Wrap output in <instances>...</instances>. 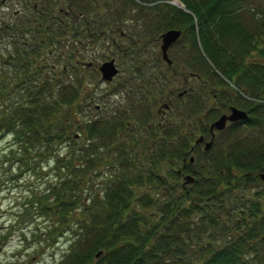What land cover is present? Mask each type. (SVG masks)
<instances>
[{"label":"trees","instance_id":"trees-1","mask_svg":"<svg viewBox=\"0 0 264 264\" xmlns=\"http://www.w3.org/2000/svg\"><path fill=\"white\" fill-rule=\"evenodd\" d=\"M57 1L21 0L26 12L19 16L16 12L19 19L3 23L0 28V34L9 38L0 52V137L11 135L0 154V165L8 179L19 173L23 176L18 180L25 178V172H37V167L49 172L42 180L43 190L29 196L48 219L46 228H42L46 238L53 241L68 233L67 250L52 264H264L262 193L259 189L244 192L258 178V171L264 170V128L260 126L253 132V145L249 142L237 147L241 138L237 136L227 139L226 152H215L210 159L208 155L217 144L204 155L197 151L190 161L188 125L170 119L155 121L157 114L150 108L148 95L154 90V95L158 94L164 87L159 82L162 76H153L155 81H150L133 65L129 77H123L111 89H123L131 95L125 97L121 108L81 121L77 112L91 108L86 99L88 87L83 86V77L77 73L71 79L73 83L65 80H70L67 71L73 63L78 69L90 68L73 51L67 55L68 61L62 60L60 70L51 58L56 57L59 45L71 44L63 37L65 34L78 37L80 42H91L90 7L74 10L69 2L73 12L63 11L55 8ZM125 2L139 4L138 0ZM183 2L192 13L179 9L178 16L185 15L180 17V24L188 22L193 41L205 52L203 61L210 68L205 73H213L216 67L237 84L251 87L255 81L248 78L249 69L240 67L232 56L224 58V54H230L218 45L221 33L232 34V29H237L227 9L233 0ZM125 12L131 11L121 14ZM109 14L113 11L104 14V20H95V24H101L96 27L104 26L106 21L109 25ZM164 18L173 22L179 19L175 14ZM16 30L36 38H30L31 43L18 41ZM242 32L237 30L235 34L239 37ZM237 42L246 46V41ZM43 44L50 60L36 66ZM108 48L111 56L123 52L118 42L109 43ZM27 57L28 64L24 62ZM72 59L75 62L70 63ZM26 66L33 68L27 70ZM257 68L259 81L255 84L264 87V59ZM64 75L67 78L63 80ZM81 92V103L76 105ZM90 97L98 96L90 93ZM139 105L144 108L137 117ZM260 112L264 116L263 108ZM233 146L237 152L232 151ZM239 169L242 172H236ZM186 174L193 175V181L187 182ZM94 175H102V189L94 188Z\"/></svg>","mask_w":264,"mask_h":264},{"label":"rangeland","instance_id":"rangeland-1","mask_svg":"<svg viewBox=\"0 0 264 264\" xmlns=\"http://www.w3.org/2000/svg\"><path fill=\"white\" fill-rule=\"evenodd\" d=\"M5 2L0 3V20L1 24H6L12 22L13 19L17 20L19 19V15L26 12L23 11V5L21 0H4ZM43 1V0H42ZM170 3H175L174 0H167ZM177 2V1H176ZM41 3V0H40ZM108 2L106 0H71L70 5L72 4L73 9H85L87 6L90 9H87L88 14L90 15L91 23H88V27L90 28H101V29H108L106 27L107 21L104 23V26L96 27L101 24H94L95 20H104L103 17L106 18L104 14H108L107 9H103V6L107 4ZM109 3L112 5H116L117 7H120V5H123V0H110ZM115 3V4H113ZM179 5L184 6L183 0H178L177 2ZM125 4H130L125 2ZM29 5V4H28ZM56 9L62 8V10L69 9L71 12H73V9H70L68 6V0H62L57 1L55 4ZM110 5V4H109ZM30 6V5H29ZM230 11V16L232 17L231 20L233 22H237L236 26L237 29H232V34L227 33H221L223 36L221 37V41L218 43L219 47L222 49L225 47L226 53L230 55L224 54V58L226 56H232L233 61L237 64H239L240 67L248 68L249 69V77L250 79H253L254 84L259 81V78L255 74H259V68H257V64L259 62H263L264 59V0H233L232 3L229 4V7L227 8ZM128 11V9H127ZM129 13L125 12L124 14H121L122 11H113V14H109V22L119 23V27L123 29L126 32V35L124 37L119 36L120 33H107V30L105 31V35H107L108 39L107 41L115 37L118 41V43L121 45V49L123 47H127L126 52H132L133 51V45L135 44V39L137 37H142V35H150L149 32V22L150 20L144 17H150V12L141 11V13H138L135 9H129ZM164 11L166 9L164 8ZM16 12H18V16L16 15ZM115 12V13H114ZM173 14L178 18L177 14L172 11ZM13 15H15L13 17ZM228 16V14H226ZM24 17V16H23ZM114 18L116 20H114ZM73 19H71L72 21ZM163 20V21H162ZM182 20L179 16V19L175 20V22H179ZM196 20V19H195ZM172 22L170 19L163 18L160 22H162V28H165V23ZM197 21V20H196ZM251 22H254V25H251ZM14 23V22H12ZM197 28V23L195 24ZM261 26V27H260ZM237 30H243L239 37L236 36L235 32ZM17 34L15 39L18 41H24L31 43L30 38H36L31 34L29 35V32H22L16 30ZM23 33V34H20ZM259 33L263 34V37L259 36ZM22 35L23 37L19 36ZM250 35V37H249ZM7 36L0 34V52L4 48L5 45L8 43L9 38ZM64 38H68V42L71 43L68 47L64 46V44L59 45V47L55 51V56L51 60L56 61L57 63V69L60 70V68L63 67L62 60L68 61L67 55L71 51H73L74 56H78L80 60L87 61L89 58L98 65L102 60L105 58H108V56H111V51L108 46L103 49L100 45V39L94 40V42H89L86 39H82V42H80V39L76 36H72L71 34H65L63 35ZM184 37V36H183ZM183 37L181 40H183ZM100 38V37H99ZM38 39V38H37ZM246 41V46H240V43L237 41ZM76 40H79L77 42ZM134 41V43H133ZM200 41V39H199ZM194 50L196 52H200V48L196 45ZM109 43V42H108ZM222 43V44H221ZM11 50L14 51V45L11 42ZM74 45V46H72ZM72 46V48H71ZM76 47H77V53H76ZM215 45L213 46V49H215ZM71 48V50L69 49ZM249 48V49H247ZM136 49V46H135ZM45 50H47V47L40 46L37 56L36 66H42L44 62H49V55L45 53ZM94 50V52H92ZM5 51V50H4ZM30 53H33L34 49L29 50ZM117 51V50H116ZM142 49L137 50L136 52H141ZM6 53V52H5ZM45 53V54H44ZM59 56H58V55ZM119 56L118 60L121 63V66L117 64L120 67L119 72L113 77L112 80H103L100 75V71L97 69H86L84 66H78L75 68V65L73 62V59L70 61V63H73V68L70 65V68L68 69L67 73L70 77V80H65L66 83H73L72 80L75 77V74L77 73L79 76L83 77L82 84L83 86L88 87L86 89V95L88 99V102H91V108L81 110L82 112L78 111L77 114L80 116L81 121H84L86 118H91L93 116L97 115H105L106 113H110L114 108L120 107L125 102V97L129 93L121 90H114L112 91L114 87H117L120 81L123 79V77L126 79V76L130 74V68L131 65L139 66L140 64L144 62L145 57L140 58H133L128 59L123 56V52H118ZM130 54V53H129ZM1 55V54H0ZM43 58L45 60H43ZM30 58L27 57L24 59V62L26 64L29 63ZM75 60V57H74ZM117 61V60H116ZM143 61V62H142ZM198 60L191 56H188V59L185 61L182 60H176L174 61V67L176 69L175 74L170 75L166 72V68H164V76L161 77L159 82H163L164 87L161 88L163 90L162 93L166 91L173 90V93L171 94V97L174 98V104L170 110L166 112V115L161 116L157 114L154 119L155 121H163L166 117H169L171 120H174L176 122H183L185 125L189 124L191 131V142H193L194 138L199 134V130L201 128V123L197 121V115L202 116V110L197 107V105L191 100V94H184V95H178V92L182 90L184 87H187V85L191 84L193 87H197V85H201V82L195 78H193L192 75L188 74L190 71H196L204 73V78L206 79V82L213 83V81L216 83L217 80L215 78L216 74L215 72L208 75L207 70H210V68L207 66V63L203 61L204 65L198 66L199 69L196 67ZM254 62V63H252ZM118 63V62H117ZM34 66V67H36ZM234 67V66H232ZM30 68L33 67H27V70H31ZM152 68V67H150ZM78 69V71H76ZM160 69V68H159ZM158 69V70H159ZM253 70V71H252ZM212 71V70H211ZM213 72V71H212ZM209 73V72H208ZM217 73V72H216ZM154 74V72H153ZM158 76L159 74H154ZM173 76V77H171ZM236 75L234 76V78ZM61 78L66 79L67 76H61ZM72 79V80H71ZM64 81V82H65ZM126 81V80H125ZM128 81V80H127ZM212 86H216L212 84ZM84 91V90H83ZM155 91V90H154ZM153 91V93H154ZM116 94H113L115 93ZM90 93L96 94L97 98L90 97ZM174 94V95H173ZM83 92H81L78 97L75 99L74 104H80L81 98L83 97ZM80 96V97H79ZM206 97H209V94L206 95ZM90 98L92 101H90ZM208 98V100H209ZM84 102H87L86 100ZM99 102V103H98ZM161 100H157L156 102H153L150 105V108L155 110L158 105L161 103ZM95 104L93 107L92 105ZM97 104H99L100 108H97ZM211 105V99L207 102V106L209 107ZM121 108V107H120ZM141 108V109H140ZM143 106L139 105L138 109L143 110ZM207 108V107H205ZM97 109L99 111H97ZM180 113V114H179ZM213 114V113H212ZM204 117V116H203ZM197 122H196V121ZM195 121V122H193ZM204 121V120H203ZM192 122V123H190ZM137 129L140 130L141 123L138 122V125L136 126ZM77 132L81 133L82 135V129L78 127ZM248 128L246 125L241 126L237 129H227V132L224 133L222 136V143L223 145L228 142L227 139H233L237 136H241V138L237 141V147L245 146V144H249V142L253 145V139H247L250 132H248ZM140 134V133H138ZM10 134L4 135L0 137V154L4 149L6 148V144H9L10 142ZM244 136V137H243ZM206 139H208L209 135L205 136ZM221 140V139H220ZM140 142V141H138ZM230 143V142H229ZM141 145V144H139ZM236 144H234L235 146ZM202 146V145H200ZM199 146V148H200ZM233 146V147H234ZM232 147V148H233ZM231 148V149H232ZM233 152H237L238 150L234 147ZM1 157V156H0ZM5 166V164L3 165ZM3 167L0 165V181H2L0 185V264H52L56 261H58L62 255L67 250L68 246V233H63L62 235L57 237L52 241L51 238H46L44 236L42 228L45 227V223L48 222V219L46 216H42L38 209H36V205H34V201L32 197L29 196V193H32L34 191V194H36L37 191L43 190L44 182L42 181L44 178H46L49 175V172L47 173L45 168L41 169L37 167L36 171H27L24 175L25 178L19 179L23 176L19 173L18 176L10 177L9 179L5 177V174L3 173ZM104 170H107V166L102 167ZM8 175H11L10 169H7ZM108 172V171H107ZM102 173L103 175H106V173ZM236 172L240 173L242 172L240 169L236 170ZM13 173V171H12ZM32 173V174H31ZM30 174V175H29ZM17 180V181H14ZM92 180L94 183V188L102 189V186H104L102 180V175H94ZM182 179H180L181 182ZM257 180V179H256ZM260 180V179H259ZM261 184H263L262 180L259 181ZM260 184V185H261ZM31 186V187H30ZM30 187V188H28ZM147 188V187H146ZM238 188H236V191ZM260 191L262 195H260V198L262 199L261 202L264 203V188L258 186H247L244 188L245 193H253L255 190ZM29 199L32 203L29 202ZM35 229V233H31L32 230ZM214 245H217V242L214 243Z\"/></svg>","mask_w":264,"mask_h":264},{"label":"flooded vegetation","instance_id":"flooded-vegetation-1","mask_svg":"<svg viewBox=\"0 0 264 264\" xmlns=\"http://www.w3.org/2000/svg\"><path fill=\"white\" fill-rule=\"evenodd\" d=\"M106 1L108 3L103 6V9H107L110 11H126L127 9L128 10L135 9L137 11H146V12L151 13L150 14L151 18L149 22V32H148L150 33V35H142V37H137L134 40L135 44L133 45L132 52L130 51L126 52L127 47L125 46L122 49L123 56L125 58L133 59V58H140V57L144 58L145 57L144 62L142 61L143 63L140 64V67L137 65L136 66L133 65V66L135 67V70L137 71L142 70L146 79H149L150 81L151 80L155 81L153 76L155 77L157 76L154 74H159L160 76H164L165 74H164L163 67L166 68L167 76H168V73L170 75L175 74L176 69L174 67V61L176 60L185 61L188 59V56H191L195 58V60L196 59L198 60L196 62L198 69H199L198 66L204 65L202 60H204L205 58V52L202 49L200 50V52H196L194 50L195 42L193 41V37L190 35L189 30H187L189 26L188 22L186 24L181 25V24H178L179 22L175 24V22L173 21L172 22L168 21V23L166 21V23L164 24L166 25L164 26L165 28H162L163 26L158 27V21H161V19H163L165 16L174 15L172 14V11L176 12L177 16H178V13H180L179 9L192 13L191 9H188L185 5L184 7L183 5H179L178 3L173 4L170 2L169 3L163 2L167 0H138L139 4H134V5L128 4L127 5L125 3H122L123 5H120V7H117L116 5H112L111 3H109L110 0H106ZM118 1H121V0H118ZM123 1L125 2V0ZM2 2H5V1L0 0V3ZM69 2L70 0H68V6H69ZM164 8L166 9V11H164ZM170 11H171V14H170ZM184 16L185 15L182 14L180 17H184ZM107 24H106V27L108 29L100 28V30H97L93 28L89 31L91 35L90 41L94 42V40L97 39L96 37H100L103 40L100 42V45L103 49H105L108 46V44L111 42H118L115 37H112L110 41L109 40L107 41L108 37L107 35L104 34L106 30H107V33H114V32L116 33L118 29V33H120L119 36L124 37V35H126V32L123 29H121V27L118 26L119 23L115 24L114 22H111L109 25ZM170 28L180 29V34L166 48L165 50L166 57H165L164 51L162 48V36H163V33ZM182 37H183V40H181ZM135 46H136V49H135ZM139 49H142V51L136 52ZM92 52H94V50H92ZM118 57L108 56V58H114L116 65L119 64L121 66V63L118 60ZM108 58H105V59H108ZM101 62L98 65H96L95 63H93L91 58H89L86 62H84V64H86V66H88L90 69L99 70V65L101 64ZM118 69L120 70L119 66H118ZM212 70H214L213 73L215 72L216 74L215 76L217 80L216 83L214 81L213 83H209L208 81L206 82V79L204 78V73L190 71V73L188 74L192 75L193 78L199 80L201 82V85H197V87H193L191 84H189L187 85V87H184L182 90L178 92V95H184L188 93L191 94V100L197 105V107H199L202 110V114H203L202 116L197 115V121L200 122L202 126L199 130V134L194 138L193 142L190 145L189 153L192 155L193 154L195 155L197 151H200L204 155L205 151H209L210 149H212V146H216L218 144L219 146L215 148L212 153H209V155L207 154L210 159L215 152L222 153V152L227 151L226 145L228 144V142H226L224 145L222 143V136L224 135L225 132H227V129L229 128L237 129L243 125H246V127L248 128V132L251 133L250 139H252L253 132L257 128H260V126L264 128V116L260 115L261 109L263 108L264 110V87L258 86L256 84L254 85V82L252 81L253 82L252 86L251 87L249 86L248 88V85H244V83L237 84L235 79L228 78L226 73L217 69L216 67L213 68ZM210 74L212 73L209 72L208 75ZM212 84L216 86H212ZM162 92L163 90H160V92L158 93L160 95L158 94L154 95V93H151L150 95H148V97L151 96L149 103H153V100L155 98L162 101L158 105V107L155 109V112L161 116H164L166 115V112L170 110V108H172L174 104V98L171 97L173 90L172 92L170 90L164 93ZM208 94L210 98L206 97V95ZM127 96L129 98L131 97V95H128V94L126 95V97ZM208 98L209 100L211 99V105L209 107L207 106V102L209 101ZM234 107L244 110L247 113V116L239 117V118L230 117ZM135 111H136L135 113L137 117H139L140 109L135 110ZM221 116H224L223 127L218 128L216 126H213V128H211L212 122L220 118ZM169 119H170L169 117L165 118V120H169ZM261 119H262V124H260ZM188 128L190 127L188 126ZM207 135H209L208 139H206L205 137ZM199 136L203 137L202 140L195 143V139ZM207 141H211L209 146H206ZM253 141L255 140L253 139ZM263 172L264 170L258 171L257 173L258 178L254 182L250 183L251 186L261 187L262 185H264V176H261V173ZM259 179L262 180L263 184L259 182L260 181Z\"/></svg>","mask_w":264,"mask_h":264},{"label":"water","instance_id":"water-1","mask_svg":"<svg viewBox=\"0 0 264 264\" xmlns=\"http://www.w3.org/2000/svg\"><path fill=\"white\" fill-rule=\"evenodd\" d=\"M185 7V6H184ZM180 34V29L178 28H170L168 30H166L163 33L162 36V48L164 51V56L166 57V48L168 47V45L175 40ZM169 61V60H168ZM99 70L101 73V77L102 79L105 80H110L113 78V76L118 72V67L115 64V61L113 58L104 60L101 62V64L99 65ZM247 113L244 110L238 109L236 107L233 108L232 110V114L230 115V117L232 118H239V117H246ZM224 125V116H221L220 118L216 119L215 121L212 122L211 124V128H213V126H216L218 128L223 127ZM202 136H199L195 139V143L199 142L200 140H202ZM211 143V141H207L206 142V146H209ZM190 161L194 160V156L190 155L189 157ZM261 176H264V172L261 173ZM194 176L191 174H186L185 175V180L188 181H193Z\"/></svg>","mask_w":264,"mask_h":264},{"label":"bare ground","instance_id":"bare-ground-1","mask_svg":"<svg viewBox=\"0 0 264 264\" xmlns=\"http://www.w3.org/2000/svg\"><path fill=\"white\" fill-rule=\"evenodd\" d=\"M175 1V0H174ZM178 2V0H176Z\"/></svg>","mask_w":264,"mask_h":264}]
</instances>
